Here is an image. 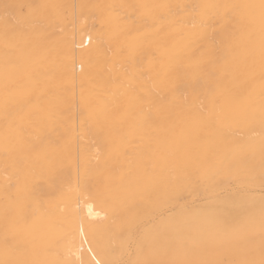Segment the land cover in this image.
<instances>
[{
	"label": "bare ground",
	"instance_id": "1",
	"mask_svg": "<svg viewBox=\"0 0 264 264\" xmlns=\"http://www.w3.org/2000/svg\"><path fill=\"white\" fill-rule=\"evenodd\" d=\"M20 1L0 0V9L12 11L17 20L7 13L0 20V214L22 218L17 227L11 223L16 242L0 240V264H119L121 257L126 258L121 264H220L201 257L209 228L215 238L230 235L237 244H247L246 233L263 219H248L249 207L242 203L246 193L235 189L244 183L230 187L227 177L222 185L218 181L233 174L230 165L243 161L244 151L255 144L250 134L241 138L226 132L229 126L242 132L253 120L264 125V0H193L202 15H223L212 21L221 26V53L233 56L223 62L211 38L219 39V32L212 33L210 20L207 25L188 12L193 6L188 0ZM136 3L151 22L143 18L148 24L135 23L114 9L122 6L130 13ZM183 5H188L184 17L171 14V7ZM52 14H65L70 23L58 19L63 24L53 26L54 19L40 24ZM93 16L103 23L100 31L93 28ZM137 17L142 21V15ZM180 32L185 35L181 39ZM138 61L163 93L161 99L148 88L144 91ZM119 62L127 68H117ZM120 80L141 83V93ZM109 86L118 92L111 91L113 97L104 94ZM181 87L191 92V100L179 97ZM198 92H203L201 101L195 98ZM143 96L154 102V110L140 117L135 107ZM195 100L208 101L210 111ZM136 120L156 130L150 143L160 174L147 172L143 156L130 174L120 176L116 169L127 138L140 134V128L133 129ZM2 150L18 179L11 188L6 180L11 175L5 178L2 169ZM168 168L172 175L165 172ZM199 174L209 180L211 207L201 210L195 204L188 209L182 193L190 191V178ZM257 206L251 207L261 216L264 209ZM191 251L199 258H189ZM239 259L236 264H264Z\"/></svg>",
	"mask_w": 264,
	"mask_h": 264
},
{
	"label": "rangeland",
	"instance_id": "2",
	"mask_svg": "<svg viewBox=\"0 0 264 264\" xmlns=\"http://www.w3.org/2000/svg\"><path fill=\"white\" fill-rule=\"evenodd\" d=\"M39 1H41L42 2V0H39ZM185 1H187V0H185ZM185 1L184 0H182L181 2H182V4H184L185 3ZM188 1H189V3H188ZM187 1V3H188V5H193V6H191L192 8H190L188 5H183V6H178L177 8H175L174 9V6L173 7H171L172 9V11H171V14L172 15H176V16H178L179 15V18L178 19H181L182 17H184L183 16V13L185 12H187V11H185L186 9L185 8H183V7H187V10H188V12H191V13H193V12H195L194 14H192L193 15V17L195 18V16H196V19L197 20H203L204 22H206L207 23V25H210V23L213 21V20H215V19H219V17H220V19H222L223 18V15L221 14V13H215V12H210V15H209V13L207 14V15H202V13H199V12H201V11H199V7H197V5H196V3H193L194 1L193 0H188ZM21 3H23V0L22 1H20ZM187 3H185V4H187ZM195 4V5H194ZM139 4H134L133 5V8L131 9L132 11H134V12H132V11H129L130 13H128V10L127 9H125L124 7H122V6H118V8H117V6H115L114 7V9H115V11H117L116 13H118L119 15H121V17H125V18H132V19H130L131 21H134L135 23H143V24H146V22H147V24H148V22L150 21L151 22V20L150 19H147V18H149V17H147V15H145V14H143V11H141L142 10V7H141V5H139ZM138 7V10L136 9ZM141 7V8H140ZM176 7V6H175ZM179 7H181V8H179ZM196 7V8H195ZM183 8V9H182ZM191 9V11L189 10V9ZM193 8H195V9H197V11H198V13L201 15H199L196 11H195V9H193ZM119 9V10H118ZM124 11H123V10ZM6 9L5 8H1L0 9V20L1 19H3V17H5V16H9L10 18H13V19H15L14 21L15 22H17V20H16V17L15 16H13L14 14L12 13V11L8 14V12L9 11H7V12H4ZM178 10V11H177ZM184 12H183V11ZM123 11V12H122ZM137 11L139 12H141V14H140V12L139 13H137ZM176 13H175V12ZM180 11V13H182V15H180V13L178 14V12ZM119 12H122V13H119ZM125 12V13H124ZM135 12L137 13V15L135 14ZM3 13L5 14V13H7L5 16L3 15ZM185 13H184V15H185ZM214 13V14H213ZM127 14L129 15V16H127ZM190 14V13H189ZM212 14V15H211ZM216 14H218L219 16L217 17L216 16ZM220 14H221V16H220ZM54 14H52L51 16H53ZM133 15H136V16H140V15H142V21H141V19H140V17H137V19H136V16H133ZM144 15V16H143ZM214 15V16H213ZM3 16V17H2ZM11 16H13V17H11ZM50 16V19H41V23H40V21L37 23V24H42V25H46L47 24V21L48 22H51L52 23V20H54L55 19V21H53V26L55 25V26H57V24H59L60 25V23H64L65 25H68L69 23H70V20L68 19V17L65 15V14H63V17L62 18H58L57 16H53V19H52V17ZM145 16H146V18H145ZM203 16H206V17H203ZM216 16V17H215ZM15 17V18H14ZM181 17V18H180ZM192 17V18H193ZM208 17V18H207ZM93 18V19H92ZM91 18V21H92V24H93V28L96 30V31H100L101 29H103L104 27H102L103 26V23H101L100 24V22L101 21H98V20H100L98 17H92ZM138 18L140 19L139 21H138ZM147 19V20H149V21H147L146 20V22H145V20L144 19ZM200 18V19H199ZM205 20H204V19ZM206 18L208 19V21L206 20ZM213 18V19H212ZM61 20L62 22H58L59 20ZM135 19V20H134ZM45 20V21H44ZM58 20V21H57ZM144 20V21H143ZM209 20L211 21V22H209ZM44 21V22H43ZM69 21V22H68ZM98 21V22H97ZM199 21V22H200ZM46 22V23H45ZM67 22V23H66ZM199 22H197V23H199ZM62 23V24H63ZM98 23V24H97ZM218 26H220V24L219 23H216ZM216 24H213V22L211 23V25H210V29L211 30H213L214 28V30L212 31V33L213 34H215V33H217V32H219V33H217L218 34V36H219V39H218V37H217V35H211L212 37V39L214 40L213 41V43H214V49H215V54H217L218 55V57H219V61H221V59H222V61L221 62H223V61H227V59L228 60H232L233 59V56L231 55V53H228V51H227V53H228V55H227V53L225 54V53H221V48H220V42H221V39H222V33H221V26L220 27H218ZM44 25V26H45ZM215 25V26H214ZM214 28H213V27ZM98 28V29H97ZM219 28H220V31H219ZM216 29H217V31H216ZM215 31V32H214ZM211 33V34H212ZM180 34H181V36L182 37H184L185 35H184V33H182V32H180L179 34H178V36H179V39H181L182 37L180 36ZM184 35V36H183ZM218 40V41H217ZM219 46H218V45ZM200 52H198V55H202V54H199ZM221 53V54H220ZM223 54V55H222ZM110 56H112L113 57V55L112 54H110ZM225 56V57H224ZM111 57V58H112ZM227 57V58H226ZM225 59V60H224ZM114 62L116 61V58H113L112 59ZM118 61H121V60H118ZM117 61V62H118ZM116 62V63H117ZM139 62V61H138ZM138 62H137V64H138ZM123 63H126V62H123ZM123 63L122 62H119L118 64V67L117 68H120V69H125V67L127 68V65L125 66V65H123ZM112 64H114L113 62H112ZM121 65H123V66H125V67H123V68H121ZM129 65H130V63H129ZM181 67H180V66ZM139 66L140 67H138V69H140L139 71H138V74H139V76H141V81H144L145 80V82H144V84H145V86H143V88L145 89L144 91H146V89H147V91L149 90L153 95H157L160 99H161V97L163 96V93L162 92H160L161 90H159L158 89V87L157 86H154V85H156L155 84V82L153 81V77H152V75L150 74L149 75V72H146V71H148V69H147V67H145V66H143V65H141V63L139 62ZM178 66L180 67V68H182V66L184 67V64L183 63H180V64H178ZM108 69H110V68H108ZM143 70V72L142 73H144V74H140V71H142ZM146 72V73H145ZM146 74H147V76H146ZM149 76V77H148ZM146 77V78H145ZM148 78H151V79H148ZM122 80V79H121ZM120 80V83L123 81H121ZM150 80H152V81H150ZM150 81V82H149ZM152 82H154V83H152ZM121 84H126L127 85V87H129V88H131V89H133L134 91H139L140 92V89L142 88L140 85H141V83H138V82H136V83H133V84H131V83H121ZM134 84H137L136 86L134 85ZM140 84V85H139ZM125 85V86H126ZM129 85V86H128ZM139 85V86H138ZM153 85V86H152ZM136 87H138V88H136ZM150 87V88H149ZM115 88V87H114ZM113 87H111V86H109L108 88L106 87L104 90H106L105 92H104V94L105 95H110L111 97H113V94L114 93H118L117 92V90H115V91H112L113 89H114ZM107 89H109V91L111 92H114V93H112L111 92V94H109V92L108 93H106L107 92ZM150 89H152V90H150ZM142 90V89H141ZM156 90V91H155ZM202 90V89H201ZM189 90L188 89H186V88H183V87H181L178 91H177V93L179 94V97L181 98V97H183L184 99H185V97H187V100H191L192 98H190V96L192 97V95H190V93L188 92ZM187 92V93H186ZM120 94H118L119 96L122 94L121 92H119ZM141 93V92H140ZM185 93V94H184ZM115 94V95H116ZM158 94H160V95H158ZM198 95L195 97L196 99H199L198 101H201L200 99H203L204 98V96H203V92H198L197 93ZM117 95V96H118ZM144 95V94H143ZM185 97H184V96ZM186 95H188V96H186ZM116 96V97H117ZM200 96V97H199ZM107 97H109V96H107ZM144 97L145 96H143V97H140V98H138L137 99V101H136V107L135 108H137L136 109V112H137V115H139L140 117H141V115H143V113H145V112H149V110L150 111H152V110H154L153 109V107H154V102H152V100H147V96L145 97V99H144ZM203 97V98H202ZM182 98V99H183ZM181 99V100H182ZM183 99V100H184ZM186 100V99H185ZM205 100H208V99H206L205 98ZM205 100H203V101H205ZM196 102H198L197 100H195ZM203 101H202V103H203ZM142 102V103H141ZM150 103V104H147V103ZM207 102L208 101H206V102H204L203 104H201V102H198V104L200 105L199 107L200 108H202V110L204 111V109H206V112L208 113L209 111H210V109H209V104H207ZM145 103V104H144ZM152 103V104H151ZM206 103V104H205ZM197 104V103H196ZM197 104V105H198ZM138 106V107H137ZM152 106V107H151ZM204 106H205V108H204ZM206 106H207V108H206ZM147 107H149V108H147ZM146 108H147V110H146ZM145 109V110H144ZM142 110V111H141ZM144 111V112H143ZM146 113V114H147ZM137 119H138V117H137ZM140 121V122H139ZM254 121V120H253ZM252 121V123L250 124V127L251 128H249V129H246L247 131L249 130V133L247 132V131H239V129H237L236 127H234V126H229V129L227 130L226 129V127H225V129L223 130V132H225L226 130V132H228L229 133V131H230V133H236L237 135H239L241 138L242 137H244L245 135H251V137H252V139L253 140H255V144H253L252 146H250L249 147V151H247V150H245L244 151V154H243V157L244 158H242L243 159V161L241 160L240 162H237V163H235V166H232V165H234V163L232 164V165H230V173H233V174H229V175H227V176H225V177H223L224 179L222 180L221 179V181H218L219 182V185H222V183L224 182V181H226L225 182V184L226 185H228V186H230V187H235L236 185H237V183H241V185H242V183H244V185L241 187V186H239V187H236L235 189L237 190V188H239L238 190H241L242 191V193L243 194H245L246 193V197H247V200H246V197H245V200H243V204L244 205H246V206H248L249 208H247V209H249V212L248 213H251L250 215H249V217H248V219H253V220H255V218H257V219H260V220H262V221H259V220H257L256 222V224H254L253 225V230L252 231H249L248 233H246V237H247V241H248V243L247 244H244L243 246L242 245H239V244H237L239 241L238 240H234L230 235H222L221 237H219V238H215L214 236V231H213V229L212 228H209V230H208V233H206L205 234V236L207 237V235H208V238L207 239H203V241H205V242H207L208 243V245H207V247H206V249L204 250V254L201 256L202 258H205V257H207L208 259H211L212 258V260H217L220 264H227V262H228V264L229 263H231L233 260L235 261H233L232 262V264H236V263H238L239 262V257H241V259H243V260H249V261H253V260H259V258L258 257H260V260L259 261H262V260H264V236H262V235H264V218H262L263 216H264V214H262L261 216H257L256 214H257V212L259 211L258 209H255L254 207H256L257 205V208H259L260 206L261 207H263V209H264V199H263V197H264V127H262V126H264V125H262V126H260V127H262V128H260L259 127V125L255 122V125H254V122ZM143 122V121H142ZM141 122V120H136L134 123H133V129H134V132H138V131H140L139 133V135H142V134H144V133H146V134H144L145 136H143L142 135V137L140 136L139 137V135H137L136 133L135 134H133L131 137H129V138H127V141H126V144H127V146H126V144H125V146L126 147H124L125 148V154H123V158L125 159V160H127L128 161V163H127V161H125L124 162V159L121 157V159L120 160H118L119 162H117L116 161V169H117V171H118V169H119V173H120V176H123L124 174L125 175H127V173L128 174H130L131 172H133V170H134V166H136L138 163H139V161L138 160H140L141 161V157H142V160L144 159V160H146V162H144V164H143V167L145 166V168H147V172L148 173H151V171H153L152 173H157L158 171H159V173H157V174H160L162 171H161V169L160 168H158L157 167V164L155 165V163H156V161L154 160L153 161V151H154V149L152 148V143H150V142H153L154 143V138H156V130L155 129H148V124L147 123H145V122H143L142 123ZM256 125H258V126H256ZM146 126H147V128H146ZM252 127H254L255 129H253ZM258 127H259V129L260 130H257L258 129ZM138 128H140V130H137ZM146 128V129H145ZM227 128H228V126H227ZM234 129V130H233ZM250 129H251V131H250ZM263 129V130H262ZM144 130V131H143ZM145 130H148V131H145ZM261 130H262V132H261ZM233 131V132H232ZM259 131V132H258ZM225 132V133H226ZM262 134H261V133ZM153 133V134H152ZM260 133V134H259ZM149 135V136H148ZM262 135V136H261ZM253 136H255V138L253 137ZM138 137V138H137ZM261 137H263L262 138V142L260 143V141H259V139H261ZM134 138H135V141H134ZM140 138V139H139ZM132 139V140H131ZM143 139V140H142ZM149 139V140H148ZM141 140V141H140ZM152 140V141H151ZM128 141H130V142H128ZM145 141V142H144ZM256 141H258V142H256ZM128 142V143H127ZM149 142V143H148ZM129 144V145H128ZM134 144V145H133ZM149 144V145H148ZM261 144H263V145H261ZM131 145V146H130ZM133 145V146H132ZM148 145V146H147ZM260 145V146H259ZM138 146H140L139 148H138ZM145 146V147H144ZM150 146H151V148H150ZM135 149H134V148ZM253 147V148H252ZM255 147V148H254ZM147 148V149H146ZM150 148V149H149ZM253 149V150H252ZM257 149V150H256ZM260 149V150H259ZM132 150V151H131ZM140 150H142L144 153H142L141 152V154H143V155H140ZM145 150V151H144ZM149 150V151H148ZM152 150V151H151ZM252 150V151H251ZM259 150V151H258ZM134 151V152H133ZM127 152V153H126ZM130 152V153H129ZM138 152V153H137ZM148 152H150V153H148ZM245 152H246V154H245ZM250 152H251V154H250ZM255 152V153H254ZM262 152H263V154H262ZM257 153V154H256ZM127 154H128V156H127ZM134 154H137V155H139V157L137 156L136 157V155H134ZM149 154V155H148ZM249 154V155H248ZM260 154V155H259ZM2 155H4V156H7L8 154H7V152L5 151V150H2V154H1V156ZM130 155H132V156H130ZM146 155V156H145ZM252 155V156H251ZM255 155V156H254ZM259 155V156H258ZM4 156H2V158L4 159V162H5V158L6 157H4ZM148 156V157H147ZM255 158H254V157ZM257 156V157H256ZM8 157V156H7ZM248 157V158H247ZM261 157V158H260ZM129 158H130V161H129ZM136 158V159H135ZM138 158V159H137ZM148 158V159H147ZM149 158H150V160H149ZM250 158H252V159H250ZM123 159V160H122ZM246 159V160H245ZM6 160H7V158H6ZM252 162H251V161ZM256 160H258V162H254L253 163V161H256ZM135 162H137V163H135ZM244 162V163H243ZM249 162V163H248ZM9 162H5L4 164H3V166H2V169H4L5 170V175H4V177L5 178H7L6 176H8V175H11V172H10V170H9V167H10V163L8 164ZM119 163H121V164H119ZM125 163H127V164H125ZM131 163H135L134 165L132 164L131 165ZM154 163V164H153ZM251 163H253V165L251 164ZM257 163V164H256ZM258 163H259V165H258ZM6 164V165H5ZM130 164V165H129ZM236 164H240V165H236ZM252 166H251V165ZM123 165V166H122ZM129 165V166H128ZM152 167H150V166ZM244 165V166H243ZM246 165V166H245ZM9 166V167H8ZM125 166H127L126 168H125ZM130 166H132V168L130 169L129 167ZM240 168H239V167ZM248 166V170L247 169H244V168H246ZM259 166V167H258ZM7 167V168H6ZM153 167H155L154 169H153ZM157 167V168H156ZM242 167H244V168H242ZM253 168L252 170H250L251 168ZM228 168V167H227ZM236 168H239V169H236ZM241 168H242V171H241ZM122 169V170H121ZM127 169H129L128 171H127ZM133 169V170H132ZM150 169V170H149ZM152 169V170H151ZM155 169H157L156 171H154ZM169 169H171V171L169 170ZM244 169V170H243ZM169 170V171H168ZM122 171V172H121ZM125 171V172H124ZM130 171V172H129ZM248 172V173H246V172ZM249 171H250V173H249ZM7 172V173H6ZM124 172V173H123ZM165 172L168 174H170V175H172L173 174V169L172 168H168L167 170H165ZM243 172H245V173H243ZM123 174V175H122ZM246 174V176H244ZM124 175V176H125ZM241 175V176H240ZM129 176V175H128ZM199 176V177H198ZM10 177V178H9ZM6 180H7V187H9V188H11V187H13L14 185H15V183L17 182V177L16 176H9ZM14 177V178H13ZM127 177V176H126ZM203 177V175H201V174H199V175H196V176H194L193 178H190V179H193V184L191 185V187H190V191H186L185 193H182V197H184V198H182L181 197V201H183V202H185L186 203V206L188 207V209L189 208H191L192 207V205H198L199 207H200V209L201 210H204V209H207V208H210L211 206L209 205L210 204V202H211V199L209 198V195L211 194V193H209L208 192V190H209V180L206 178H202ZM205 177V176H204ZM229 178V179H227V178ZM231 177V178H230ZM251 177H253V179H251ZM225 178H226V180H225ZM236 178V179H235ZM240 178H242V179H240ZM243 178H245L246 180H244V181H240V180H243ZM255 178H256V180H255ZM10 180V181H9ZM254 180V181H253ZM217 182V183H218ZM258 183V184H256V183ZM221 183V184H220ZM249 183V184H248ZM251 183V184H250ZM263 183V184H262ZM224 184V183H223ZM201 185V186H200ZM233 185V186H232ZM248 185V186H247ZM196 187V188H194V187ZM199 186V187H198ZM205 186H206V188H205ZM252 187V189H251V187ZM262 186V187H261ZM193 187V188H192ZM201 187V188H200ZM256 187H257V189H256ZM243 188V189H242ZM244 188H246L245 190H244ZM249 188V189H248ZM202 189V190H201ZM234 189V190H235ZM254 189V190H253ZM263 189V190H262ZM195 190H197V191H195ZM201 190V191H200ZM249 190H251V191H249ZM205 191H207V192H205ZM247 191V192H246ZM192 192V193H191ZM198 192V193H197ZM252 192H254V193H252ZM257 192V193H256ZM204 193V194H203ZM248 193V194H247ZM201 194V195H200ZM219 196H221V198H224L225 197V194L224 193H221ZM252 196V197H251ZM186 198V199H185ZM201 198H204V199H201ZM206 199H207V201H206ZM261 199V200H260ZM195 200V201H194ZM252 200V201H251ZM260 200V201H259ZM187 201V202H186ZM230 201V203H232V201L231 200H229ZM257 201V203H255V204H253L254 202H256ZM191 202V203H190ZM188 203V204H187ZM190 203V204H189ZM198 203V204H197ZM209 203V204H208ZM241 203V204H242ZM257 204V205H256ZM251 206H254L253 208L251 207ZM252 211H251V210ZM262 209V208H261ZM256 210H258V211H256ZM248 211V210H247ZM254 212H256V214L254 213ZM254 213V214H253ZM255 216V217H254ZM257 216V217H256ZM3 217V218H2ZM6 217H7V215H1L0 214V240H2V239H4L3 241L5 242V243H9L10 242V244L11 243H13L14 241L16 242V236H17V233H16V228L15 227H17L19 224H21V222H22V218H21V216L19 217V214H16V216L14 215V216H9L8 215V220L6 219ZM5 218V219H4ZM13 219H15V220H13ZM18 219V220H17ZM20 219V220H19ZM4 220L7 222H4ZM11 220V221H10ZM3 221V222H2ZM8 221H9V224H8ZM17 221V222H16ZM19 221V222H18ZM261 222H262V224H261ZM15 225V227H13V225ZM18 223V224H17ZM261 224V225H260ZM6 225H8V226H6ZM9 226H10V228H12V229H10L9 228ZM7 228V229H6ZM3 229V230H2ZM14 229V230H13ZM125 228H122V229H119L117 232L119 233V234H121L122 232H123V230H124ZM13 230V231H12ZM16 230V231H15ZM8 231V232H7ZM15 231V233H13ZM261 231H263V232H261ZM260 232V233H259ZM10 233V234H9ZM259 233V234H258ZM9 234V235H8ZM77 233L75 232V234H74V236H76L75 238H74V241L76 242L75 244H78V235H76ZM261 234V235H260ZM73 235V234H72ZM13 236H15V237H13ZM9 237V238H8ZM70 237V236H69ZM252 237V238H251ZM254 237V238H253ZM262 237V238H261ZM7 238V239H6ZM15 238V239H14ZM251 238V239H250ZM256 238V239H255ZM8 239H11V240H8ZM12 240H13V242H12ZM36 243H38V244H36L37 245V248H39V242H37V241H35ZM0 244H2V242L0 243ZM210 244V245H209ZM219 245L220 246H223L222 248H216V247H219ZM254 247H257V248H255V250H253L254 249ZM260 247V248H259ZM259 248V249H258ZM131 250L132 249H134V246L133 245H131V248H130ZM214 250V251H213ZM241 250V251H240ZM256 250H258V251H256ZM212 251L213 252H215V255H212L211 253H212ZM249 251V252H248ZM254 251V252H253ZM240 252V253H239ZM252 252V253H251ZM263 252V253H262ZM259 253V254H258ZM241 254H243L242 256H240ZM253 254H255V256H253ZM256 254H258V255H256ZM190 256H189V258H191V259H195V257H197V258H199V256H197V255H195L194 254V252H190V254H189ZM234 255V256H233ZM239 256V257H238ZM245 256V257H244ZM257 256V257H256ZM226 257H228V259H229V261H228V259L226 258ZM229 257H231L232 258V260L229 258ZM224 260H223V259ZM126 258L125 257H121V259H119V264H121V262L122 261H124ZM222 259V260H221ZM222 261H223V263H222ZM88 264H97V262H95V261H89L88 262Z\"/></svg>",
	"mask_w": 264,
	"mask_h": 264
}]
</instances>
